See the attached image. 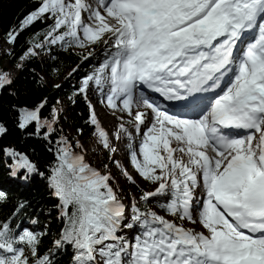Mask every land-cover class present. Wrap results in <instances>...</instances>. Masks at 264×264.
<instances>
[{"label": "snow or ice", "instance_id": "snow-or-ice-1", "mask_svg": "<svg viewBox=\"0 0 264 264\" xmlns=\"http://www.w3.org/2000/svg\"><path fill=\"white\" fill-rule=\"evenodd\" d=\"M48 18L54 20L44 35L49 45H105L104 62L78 92L87 99L94 86L113 115L126 113L137 134L143 128L130 158L155 188L139 199L158 198L176 218L133 202L129 220L128 205L110 183L113 174L93 168L61 137L48 177L65 220L55 249H74L72 264H264V0H40L20 30ZM18 35L10 31L7 42L14 44ZM42 47H30L21 61ZM94 52L81 54L87 60ZM13 83L0 71V91ZM150 93L180 102L174 106L192 115L176 114ZM88 103L94 135L115 153ZM53 111L49 122L39 108L23 110L18 127L35 122L37 135L46 128L47 138L59 118ZM6 131L0 125V135ZM121 133L132 137L123 122L115 138ZM5 151L15 158L12 175L38 173L27 155ZM184 221L199 223L207 234ZM41 240L40 232L0 221V264H54L52 250L40 254Z\"/></svg>", "mask_w": 264, "mask_h": 264}, {"label": "trees", "instance_id": "trees-1", "mask_svg": "<svg viewBox=\"0 0 264 264\" xmlns=\"http://www.w3.org/2000/svg\"><path fill=\"white\" fill-rule=\"evenodd\" d=\"M40 6V0H0V46L2 41H8L10 31H19V35L5 59L12 65L24 64L14 77L11 87L0 91V125L7 131L0 135V192L6 194V200L0 202V221L19 224L42 234L40 254L52 250L54 264H72L74 249L70 246L65 250H56L54 241L60 238L65 227V220L61 216V208L57 207L60 201L52 194L48 177L51 169L57 163L56 152L61 145V137H65L59 118L56 120L54 131L45 138L43 133L46 128L40 129L37 135V124L31 123L27 128L18 127L23 110L40 109L41 120L51 122L54 118V109H58L60 99H68L70 121L79 136L89 138L94 135V126L89 121V101L78 92L81 85L60 89L57 85L49 84L42 73L52 77L60 75L66 69L74 67H89L95 70L104 62L106 51L89 57L85 60L82 49H70L61 44H46L41 53L31 56L23 61L21 57L33 45L45 42L44 35L53 25L54 20L48 18L36 21L23 28L22 21L25 17ZM103 46V43L101 44ZM49 52L47 56L46 52ZM8 73V68H0ZM90 72V71H88ZM92 74V72H90ZM84 77H81L83 82ZM43 104V107H40ZM72 144L74 152L81 148L78 139L67 138ZM78 142V145H77ZM15 149L16 152L25 154L36 165L38 173L25 174L24 170H17L12 175L15 158L8 155L5 150ZM136 187L135 185H133ZM163 201L156 199L154 204L162 212L167 213L159 204ZM23 205V207H18ZM142 209L150 208V204L140 202ZM36 221V223H33ZM31 225L27 227L26 223Z\"/></svg>", "mask_w": 264, "mask_h": 264}, {"label": "rangeland", "instance_id": "rangeland-1", "mask_svg": "<svg viewBox=\"0 0 264 264\" xmlns=\"http://www.w3.org/2000/svg\"><path fill=\"white\" fill-rule=\"evenodd\" d=\"M93 1V0H92ZM94 2V1H93ZM46 44V43H44ZM48 44V43H47ZM102 43H99L97 45H93L91 48H85L82 49L84 53H87L88 51H92V49H95L94 55H97L101 53L103 50H105V45L101 46ZM36 45H33V48H35ZM11 46L6 42L2 41L0 46V68L6 67L8 68V74L14 78L16 74L18 73V68L16 66H12L6 59L5 55L10 52ZM37 53H41V48L36 49ZM47 56H49V52H46ZM92 56V57H93ZM89 67H74L71 69H66L63 73L60 75L58 74L56 77H52L46 73H42L45 80L52 85H59L60 89H67L69 87H74L78 85H82L81 77H87L88 75H91L94 72H96L98 68L95 70L89 69ZM75 69V71H73ZM90 71V72H88ZM88 101L91 102V104L94 106L95 111L97 113V116L101 122V126L107 131L109 130L105 124H104V118L107 117V122L113 121V116L109 115L106 111L108 107L101 103V100L103 99L102 94L99 92L98 89H96L94 86H90V89L87 94ZM100 105V106H99ZM111 110V109H110ZM143 110V109H142ZM59 114V122L61 123L62 128L65 130V136L71 140L74 138L78 139L81 143V148L77 150L76 153L80 154L82 153L85 156V160L91 164L93 168L99 169L102 173H108L111 172L113 176L115 177V181H110V183H113L114 188L118 189L121 193V199L126 205H132L133 202L137 203V206H140V196L144 191H152L155 188V185L145 181L143 178H141L138 173L136 172L130 158V152L133 150L138 149L139 142L141 139V136L143 134V128L141 129V133L137 134L135 132V129L131 124L125 123V126L128 127L129 125L132 126L131 133H132V139H126L121 142L118 140L114 141L112 146L116 149L115 153L110 152L108 149L103 148V146L98 142L97 136L93 135L92 137L85 138L79 136L78 132L73 127L70 118H69V110H68V99L66 97H62L60 99V104L57 109ZM112 111V110H111ZM104 116L101 117V115ZM115 116L119 119V117L123 116V120L120 121H128L130 117L127 116L126 113H121L119 111L116 112ZM122 123V122H121ZM124 123V122H123ZM112 135H115V132L111 133ZM111 135V136H112ZM111 139V137H109ZM123 139V138H122ZM131 145V147H129ZM126 149H129L128 152V158L127 155L123 156V152ZM115 157V158H114ZM114 161H119L120 165H122L124 168L127 169L129 174L133 177V179L136 181L135 184H133L131 181L126 179L122 175L121 168L118 167ZM107 166V167H105ZM135 185L136 187H134ZM158 198H152L147 204H150V208L154 211H156L158 214L165 216L168 219H176L175 217H172L168 215V213L162 212L159 210L156 205L154 204L155 200ZM129 205V206H130ZM132 210L130 208L127 209L126 215L131 217ZM177 223H180V221L177 220ZM184 226L188 228H193L196 231H204L205 234H207V230L203 229V227L197 223L195 225H192L188 223L187 221H184ZM27 227H29L31 224L28 222L26 223ZM125 235H127L129 238H131L132 235H134V230H125Z\"/></svg>", "mask_w": 264, "mask_h": 264}, {"label": "bare ground", "instance_id": "bare-ground-1", "mask_svg": "<svg viewBox=\"0 0 264 264\" xmlns=\"http://www.w3.org/2000/svg\"><path fill=\"white\" fill-rule=\"evenodd\" d=\"M94 2H95V0H93ZM92 0H90V2H93ZM93 2V3H94ZM246 40H247V38H246ZM45 43H47V41L45 42ZM239 47H243V45H240ZM106 111H107V113L109 114V115H111V116H113V118H114V120L113 121H110V122H107V117H105L104 118V124H105V126L109 129L108 131H111V127H113V126H116V125H119L121 122H124V123H127V121H120L115 115H113L112 114V111L108 108V109H106ZM188 115L189 116H191L192 115V113L191 112H189L188 111ZM104 116V113H103V115H101V117H103ZM128 129H129V131H131V129H132V126L131 125H129L128 127H127ZM107 130V129H106ZM121 137H125V138H129V137H127V136H125L123 133H121ZM118 140V139H117ZM122 140V139H121ZM123 141V140H122ZM115 158V157H114ZM128 209V208H127ZM127 209H126V212H127Z\"/></svg>", "mask_w": 264, "mask_h": 264}]
</instances>
